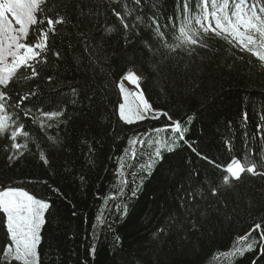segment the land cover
<instances>
[{"label": "trees", "instance_id": "trees-1", "mask_svg": "<svg viewBox=\"0 0 264 264\" xmlns=\"http://www.w3.org/2000/svg\"><path fill=\"white\" fill-rule=\"evenodd\" d=\"M55 2L71 5L74 0ZM128 3L132 6L131 0ZM177 5L178 0H148L142 13L134 12L127 18L130 24H138L137 36L136 30L125 33L112 14V7H116L123 15V4L89 0L98 15L84 19L79 28L57 26L59 34L50 37L63 58L57 60L49 53V63L39 66L40 77L11 87L14 97L17 93H38V98L32 97L26 104L37 116V109L64 110L60 121L43 130L39 121L21 115L20 122L30 138L29 151L18 161L7 160L5 145L9 141L0 137V185L23 187L50 203L41 231V264H229L220 253L264 217V179L245 175L236 187L212 197L209 185L220 181L222 171L187 147L190 143L217 165H225L244 153L245 134L247 142L257 148L264 144L253 139L264 116V68L252 54L209 33L204 37L208 48L197 47L191 56L187 51L171 53L166 60L157 55V70L144 43L151 34L148 24L154 12L161 24L169 23L178 12ZM137 14L144 17L143 24L135 20ZM163 30L169 33V43H174L169 29ZM81 32L88 34L93 47L99 46L91 59L80 44ZM132 68L143 76L140 86L154 107L170 111L174 119L193 117L185 146L165 153L151 175L138 165L148 160L153 147L148 143L143 148L139 144L133 147L129 140L140 137L147 141L155 136L153 129L166 121L128 125L118 119V82ZM244 113L248 115L246 122ZM49 136L60 143L53 147ZM226 141L232 142L231 151L225 147ZM19 142L24 143V139ZM40 150L48 158L47 165L39 159ZM133 150L135 160L130 159ZM126 151L129 156L124 157L121 177L118 169ZM124 177L126 185L121 183ZM134 187L138 188L137 196L131 198ZM189 191L199 194L201 207L211 204L222 209L210 213L207 220L201 218L202 227L198 225L192 232L176 224L187 216L181 205ZM161 228L165 229L162 234ZM5 241L0 214V245ZM250 260L264 264L259 253L248 254L238 264H249Z\"/></svg>", "mask_w": 264, "mask_h": 264}, {"label": "snow or ice", "instance_id": "snow-or-ice-1", "mask_svg": "<svg viewBox=\"0 0 264 264\" xmlns=\"http://www.w3.org/2000/svg\"><path fill=\"white\" fill-rule=\"evenodd\" d=\"M117 5L123 4V15L112 7V14L119 20L125 33L136 30L139 36L138 24L127 22V18L134 12L142 13L143 7L148 0H113ZM152 7H158L153 4ZM178 12L169 18V23L161 24L159 15L153 13L148 27L151 34L144 41L145 46L153 54V63L159 70V63L155 57L159 55L161 60L169 59L171 53L187 51L192 55L196 48H208L204 39L209 33L223 39L240 51H246L260 61V67L264 68V0H178ZM52 13V14H49ZM97 11L89 6V0H74L69 5L57 3L55 0H0V137L9 141L5 145L7 160L11 163L18 161L29 151V133L25 131V125L20 122L21 115L29 117L33 122L39 121L41 129L52 128L54 122L60 121L64 116V110L39 111L40 115L34 114L32 108L26 107L31 103L32 97L38 98L36 91L17 93L12 95L11 87L21 81L32 80L40 77V65L49 63V53L57 60L63 58V52L56 49L50 37H56L57 26L72 25L79 28L80 22L98 15ZM75 20V22H74ZM140 24L144 23L141 14L135 16ZM168 28L174 37V43H169V33L163 29ZM114 29L109 28L108 31ZM203 34V35H202ZM80 44L85 53H89V59L100 50L99 46L93 47L86 32L80 33ZM127 38V37H126ZM71 47V45H69ZM77 63L80 58H76ZM94 63V61H93ZM47 79L51 82L52 76ZM142 75L131 69L127 70L118 82V89L123 102L118 104V119L128 125L145 120H161L166 123L160 128H154L155 136H150L147 141L140 137L129 140L133 147L137 144L141 148L145 143L153 147V152L148 160L138 165L146 175H151V170L158 161H163L165 153H173L185 146L190 131L189 125L193 121L192 116L181 118L173 117L166 109L156 108L146 98L144 90L140 86ZM126 83L134 87V91L126 87ZM77 94L76 89H72ZM130 97L132 99H130ZM89 100L91 96L87 97ZM73 103H76L74 100ZM244 121L248 119L244 113ZM262 123L256 126V135L253 139L264 141V116ZM170 134V135H161ZM20 138L24 143H20ZM241 157H232L225 165H217L215 160L202 151H198L192 144L187 147L202 160L218 167L222 171L219 182L213 181L209 185L212 197L222 195L223 191L236 187L245 175L264 179V144L259 148L247 142ZM52 146H57L58 138L49 136ZM225 147L231 151L232 142L226 141ZM39 149V145H37ZM129 156L126 151L121 157L119 175L124 174V157ZM137 153L133 150L130 159L135 160ZM39 159L45 165L49 163L43 150L39 151ZM135 175V173H133ZM123 185L128 183L127 177L121 180ZM142 183V181H141ZM58 191V189L56 190ZM123 193L124 189H120ZM138 188L131 190V198L137 196ZM197 192L189 191L187 199L181 205L187 213L184 220L176 221L182 224L190 232L202 227L201 218L207 220L212 212L219 213L222 209L208 204L201 207ZM113 199L115 196L112 197ZM226 208L227 205L225 204ZM50 203L37 198L23 187L0 185V214L3 215L6 241L0 245V264H41L39 247L42 243L41 231L46 223V213ZM119 210V206H117ZM127 205L124 206V214H127ZM176 226V225H172ZM165 229L161 228L162 234ZM94 249L92 252L94 254ZM259 253L264 259V217L254 223L243 234L236 236L229 250L220 253L227 258L229 264H238L247 258L248 254ZM249 264H253L250 260ZM255 264H259L258 261Z\"/></svg>", "mask_w": 264, "mask_h": 264}, {"label": "rangeland", "instance_id": "rangeland-1", "mask_svg": "<svg viewBox=\"0 0 264 264\" xmlns=\"http://www.w3.org/2000/svg\"><path fill=\"white\" fill-rule=\"evenodd\" d=\"M131 70H132V71H135V72H137V74H139L138 71H137L136 69L132 68ZM139 75H140V74H139ZM126 87L130 88V90H133V91L135 90L133 86L128 85L127 83H126ZM120 96H121V94H120ZM130 99H132V98L130 97ZM121 102H123V100H122V96H121ZM121 102H120V103H121Z\"/></svg>", "mask_w": 264, "mask_h": 264}]
</instances>
